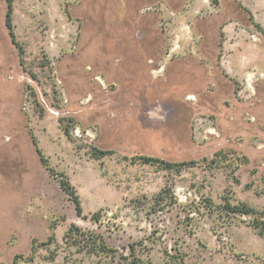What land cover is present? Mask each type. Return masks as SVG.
<instances>
[{
    "label": "rangeland",
    "instance_id": "rangeland-1",
    "mask_svg": "<svg viewBox=\"0 0 264 264\" xmlns=\"http://www.w3.org/2000/svg\"><path fill=\"white\" fill-rule=\"evenodd\" d=\"M13 8L22 55L0 0V264L16 256L74 264L64 244L73 224L120 250L135 244L154 264H264V237L249 219L218 209L264 211V0H13ZM32 136L76 189L84 216L107 209L119 230L77 216ZM93 148L114 154L97 159ZM140 157L195 165L178 172ZM166 187L173 207L131 209ZM52 236L48 251L40 244Z\"/></svg>",
    "mask_w": 264,
    "mask_h": 264
},
{
    "label": "trees",
    "instance_id": "trees-1",
    "mask_svg": "<svg viewBox=\"0 0 264 264\" xmlns=\"http://www.w3.org/2000/svg\"><path fill=\"white\" fill-rule=\"evenodd\" d=\"M8 11L6 15V27L10 34L12 42L18 47L20 55L23 54L22 47L18 46L16 41V33L14 26V8L13 0H7ZM257 27V26H255ZM33 137V144L36 148L37 154L40 160L49 172V175L60 182L61 189L70 197L75 206L77 216L85 221H90L98 229H105L108 233L117 231L121 228L117 220V215L110 213L107 209H101L98 212L92 214L90 217L84 216V210L82 207L81 199L64 174H60L49 167L48 161L45 158L37 139ZM94 155L97 159H101L110 155H113L112 151H101L97 148H93ZM220 154L216 155V159L212 164L218 161ZM136 160V159H135ZM139 161L148 165H163L169 170H175L180 172L182 169L192 167L195 162L173 164L168 163L158 158L140 157ZM176 204L174 192L170 188L166 187L161 192L152 198L143 197L133 202L131 209L137 212H147L148 214L162 213L168 208L173 207ZM205 208L209 213L216 211L217 206L210 201L207 202ZM216 208V209H215ZM220 208V209H219ZM221 210V215H225L227 218H246L249 219L247 223L253 230H255L259 236L264 237V211L256 210L245 203L231 204L226 202L222 206L218 207ZM37 241L33 240L31 253L34 254L37 251ZM57 243L54 236L50 237L47 242L41 243L42 247H45L50 251V246ZM64 244L67 249L71 251L76 260H73L74 264H154L150 259L146 260L138 253L137 246L135 244L129 245L128 248L120 250L115 247H111L104 234L98 233L94 230H84L78 225L73 224L64 237ZM58 251H55L56 256ZM22 256H16L14 264Z\"/></svg>",
    "mask_w": 264,
    "mask_h": 264
},
{
    "label": "crops",
    "instance_id": "crops-1",
    "mask_svg": "<svg viewBox=\"0 0 264 264\" xmlns=\"http://www.w3.org/2000/svg\"><path fill=\"white\" fill-rule=\"evenodd\" d=\"M235 66H236V65H235ZM248 67H249V68L252 67V63H251V62H249V63H248V62H247V63L245 62V64H244V69H246V68H248ZM232 70L236 72V70L234 69V66L232 67ZM244 71H245V70H243V72H244ZM228 74H229L230 76H233V75H234V74H233V75L230 74L229 71H228ZM240 76H241V73H240ZM243 77L245 78V75H243Z\"/></svg>",
    "mask_w": 264,
    "mask_h": 264
},
{
    "label": "flooded vegetation",
    "instance_id": "flooded-vegetation-1",
    "mask_svg": "<svg viewBox=\"0 0 264 264\" xmlns=\"http://www.w3.org/2000/svg\"><path fill=\"white\" fill-rule=\"evenodd\" d=\"M191 99V98H190Z\"/></svg>",
    "mask_w": 264,
    "mask_h": 264
}]
</instances>
